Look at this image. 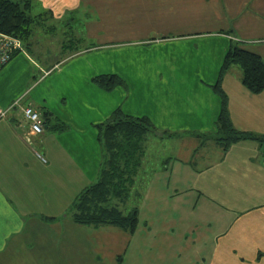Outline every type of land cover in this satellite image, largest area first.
<instances>
[{"label": "crops", "instance_id": "0c3cea01", "mask_svg": "<svg viewBox=\"0 0 264 264\" xmlns=\"http://www.w3.org/2000/svg\"><path fill=\"white\" fill-rule=\"evenodd\" d=\"M31 1L44 26L0 71V264H264V142L225 149L214 89L232 43L264 60V0ZM93 11L99 17L79 26ZM44 34L58 55L41 46ZM102 75L127 87L105 92L93 83ZM241 77L235 65L221 78L232 125L264 138V91ZM25 108L68 130L36 134ZM118 109L148 120L161 139L199 142L193 161L163 169L180 186L163 194L174 218L151 203L154 218L141 223L146 191L133 234L77 222L71 211L98 177L97 125Z\"/></svg>", "mask_w": 264, "mask_h": 264}, {"label": "trees", "instance_id": "16d2710c", "mask_svg": "<svg viewBox=\"0 0 264 264\" xmlns=\"http://www.w3.org/2000/svg\"><path fill=\"white\" fill-rule=\"evenodd\" d=\"M43 19V15H32L31 0H0V32L20 38L27 50L33 43L37 27L44 26ZM235 65L241 68L242 84L249 91L255 94L264 91L262 57L232 43L224 59L218 83L214 87L222 99V110L217 121V139L224 142L225 149L231 143L241 140L253 139L264 142V138L241 133L232 125L227 97L221 89V78ZM93 83L105 92L127 87L125 81L117 75L98 76L93 79ZM43 120L45 129L59 133L68 130V125L49 117L47 113H44ZM97 129L102 152L98 177L79 197L71 211L77 222L112 223L133 234L138 228V208L124 214L119 207H111V204L113 199L123 201L128 198L142 168L147 144L153 135L158 133L148 120L130 117L124 114L122 109L116 110L106 122L97 125Z\"/></svg>", "mask_w": 264, "mask_h": 264}, {"label": "rangeland", "instance_id": "374dc122", "mask_svg": "<svg viewBox=\"0 0 264 264\" xmlns=\"http://www.w3.org/2000/svg\"><path fill=\"white\" fill-rule=\"evenodd\" d=\"M92 9L88 7L85 11L89 12ZM99 16L96 14L95 11L86 15L85 13L82 14L81 21L82 23L79 26H83L85 24V19H90L89 21L92 22L96 20ZM149 17V16H147ZM128 23H116L115 28L118 29V35L125 36L127 30ZM41 40V41H40ZM41 46L49 47L51 52H55L56 54L48 55H58L60 53L61 48H59L58 44H54L52 37H48L47 34L40 37ZM60 41V40H59ZM57 46V47H56ZM56 47V48H55ZM63 55V54H62ZM61 55V56H62ZM164 135H153L147 144L146 154L143 159V165L141 170L139 171V175L136 178L135 185L132 188L131 192L127 199L121 201L118 199L112 200V206L119 207V209L124 213H130L134 208L141 209L143 203H140V199H144L147 195V192L151 193L146 203L142 207L143 215L141 219V223L147 218H154V211L151 210L150 204L152 203L155 207L159 205H163V214H168V217H173L174 215H170L171 213V205L174 202L171 200L169 196L165 199L163 194L167 192V186L170 185L168 193L174 192L175 188H180V186L176 185L174 181H171L169 177V172L167 173L163 169L169 164V170L173 166V164L178 162L190 163L192 159L191 154L193 153L192 146L196 144L199 145V142L196 138L182 139V138H164L161 139ZM201 143V141H200ZM164 171V172H162ZM174 184V186H173ZM172 191V192H171ZM154 198V199H153ZM142 202V200H141ZM140 203V204H139ZM149 216V217H148Z\"/></svg>", "mask_w": 264, "mask_h": 264}, {"label": "built area", "instance_id": "2783aa9c", "mask_svg": "<svg viewBox=\"0 0 264 264\" xmlns=\"http://www.w3.org/2000/svg\"><path fill=\"white\" fill-rule=\"evenodd\" d=\"M24 50L25 46L20 38L0 32V71L11 62L16 54ZM24 115L30 122L33 131L38 135H42L45 127L41 115L32 108H25ZM262 155L264 157V146ZM38 156L42 162L46 163V158L43 155L38 153Z\"/></svg>", "mask_w": 264, "mask_h": 264}, {"label": "clouds", "instance_id": "9594fccd", "mask_svg": "<svg viewBox=\"0 0 264 264\" xmlns=\"http://www.w3.org/2000/svg\"><path fill=\"white\" fill-rule=\"evenodd\" d=\"M70 3H71V5H75V4H77L78 3V0H70ZM48 6V4L47 3H45V7H47Z\"/></svg>", "mask_w": 264, "mask_h": 264}]
</instances>
